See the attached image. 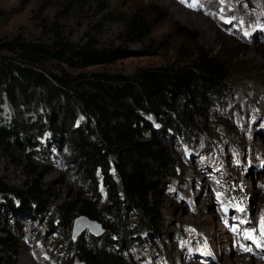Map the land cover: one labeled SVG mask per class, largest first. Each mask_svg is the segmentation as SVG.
Wrapping results in <instances>:
<instances>
[{"label":"rangeland","instance_id":"374dc122","mask_svg":"<svg viewBox=\"0 0 264 264\" xmlns=\"http://www.w3.org/2000/svg\"><path fill=\"white\" fill-rule=\"evenodd\" d=\"M154 9L166 18L157 23L151 18L153 27L144 39L125 43V21L137 11L149 14ZM54 24L74 44L92 37L99 47L145 52L69 71L71 75L132 76L142 68L186 64L200 49L229 65V94L214 105L188 146L165 137L176 177L159 196L162 234H141L125 256L128 264H264V256L252 254L255 244L264 245V0H0V44L15 38L47 42ZM177 28L193 35L180 37ZM43 68L52 74L66 71L52 62ZM27 108V115L12 111L14 118L34 119L33 109ZM42 143L29 164L0 156L3 184L24 190L31 180L24 169L28 164L42 173L52 194L34 216L8 217L7 226L19 241L17 264L78 263L67 251L76 218L65 227H59L58 219L50 226L46 209L73 202L79 194L90 199V189L81 185L76 152L66 139L64 145ZM105 200L100 187L98 205ZM245 233L253 238L246 239ZM88 235L81 236L85 240Z\"/></svg>","mask_w":264,"mask_h":264},{"label":"trees","instance_id":"16d2710c","mask_svg":"<svg viewBox=\"0 0 264 264\" xmlns=\"http://www.w3.org/2000/svg\"><path fill=\"white\" fill-rule=\"evenodd\" d=\"M161 13L157 9L134 13L125 21L123 41L144 39L153 27L151 18L154 23L166 18ZM50 31L47 42L15 38L0 44V53L5 54L0 56V156L29 164L31 154L43 149L42 140L64 145L66 139L76 152L81 185L89 187L91 196L84 199L79 194L73 202L46 209L48 223L52 226L58 219L59 227H65L82 216L97 222L104 235L69 241L68 253L85 264H128L125 251L130 242L139 241L141 234L163 232L159 196L176 177L165 137L185 145L194 139L214 105L229 94L230 67L200 49L186 64L142 68L132 76L71 75L69 71L141 57L145 52L99 47L92 37L74 44L55 24ZM176 34L193 35L184 28H177ZM49 62L66 71L47 72L43 66ZM27 107L33 109L34 119L14 118L12 111L26 114ZM28 164L24 169L31 180L24 190L0 181V264H17L19 241L7 226L8 217L30 218L52 198L42 173ZM100 187L106 195L102 206L98 205Z\"/></svg>","mask_w":264,"mask_h":264},{"label":"water","instance_id":"95a60500","mask_svg":"<svg viewBox=\"0 0 264 264\" xmlns=\"http://www.w3.org/2000/svg\"><path fill=\"white\" fill-rule=\"evenodd\" d=\"M89 232V234L95 238H101L104 235V229L97 222L91 221L85 216L77 217L74 220L73 228H72V239L76 240L84 233ZM74 264H85L82 262L74 263Z\"/></svg>","mask_w":264,"mask_h":264},{"label":"snow or ice","instance_id":"6c2138e0","mask_svg":"<svg viewBox=\"0 0 264 264\" xmlns=\"http://www.w3.org/2000/svg\"><path fill=\"white\" fill-rule=\"evenodd\" d=\"M182 2H183V0H182ZM240 211H243V209H240ZM261 234L264 235V218H262V220H261ZM245 238L246 239H252L253 237H252L251 233H245Z\"/></svg>","mask_w":264,"mask_h":264}]
</instances>
